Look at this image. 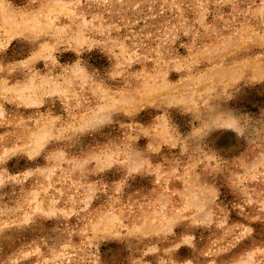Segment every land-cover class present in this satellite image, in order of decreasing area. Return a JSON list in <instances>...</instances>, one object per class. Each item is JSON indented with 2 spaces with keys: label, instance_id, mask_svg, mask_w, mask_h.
I'll list each match as a JSON object with an SVG mask.
<instances>
[{
  "label": "rangeland",
  "instance_id": "374dc122",
  "mask_svg": "<svg viewBox=\"0 0 264 264\" xmlns=\"http://www.w3.org/2000/svg\"><path fill=\"white\" fill-rule=\"evenodd\" d=\"M0 264H264V0H0Z\"/></svg>",
  "mask_w": 264,
  "mask_h": 264
}]
</instances>
